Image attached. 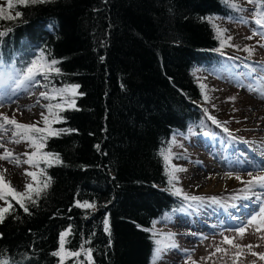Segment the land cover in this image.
Instances as JSON below:
<instances>
[{
    "label": "trees",
    "instance_id": "1",
    "mask_svg": "<svg viewBox=\"0 0 264 264\" xmlns=\"http://www.w3.org/2000/svg\"><path fill=\"white\" fill-rule=\"evenodd\" d=\"M11 10L4 14L13 19H0V67L22 73L43 53L60 69L43 78L47 89L79 87L74 108L58 109L63 120L52 125L69 131L42 150L61 163L35 168L39 180L51 178L49 187L27 213L7 197L14 211L0 222V259L59 264L52 253L70 227L65 248L84 244L94 264H153L155 241L165 238L157 228L190 201L172 194L164 156L172 166L184 158L173 152L182 139L206 133L195 71L224 81L255 70L221 48L213 27L245 23L247 8L231 0H52Z\"/></svg>",
    "mask_w": 264,
    "mask_h": 264
},
{
    "label": "rangeland",
    "instance_id": "2",
    "mask_svg": "<svg viewBox=\"0 0 264 264\" xmlns=\"http://www.w3.org/2000/svg\"><path fill=\"white\" fill-rule=\"evenodd\" d=\"M231 1L247 8L245 23L225 24L221 21L216 26L226 30L223 39L231 37L228 41L231 46H224L226 50L235 57H245L255 70L244 69L242 75L234 74L224 81L206 75L199 69L195 71L199 83L206 86L203 91L207 99L200 106L204 109L202 124L207 135L194 133L182 139L180 147L173 152L184 158L173 159L171 164L186 169L175 173L179 182L174 185L182 190L181 196L204 199L199 202L188 201L182 214L167 225H159L155 233L165 238L167 234H173L177 247L164 252L157 264H264V260L251 255V252H264V227L258 232L257 224L254 223L246 228L243 236L236 231L246 225L248 219L258 213L260 204L264 203V188L255 186L247 191L241 182L264 175V47L260 46L264 44V38L259 35L260 29L254 23L256 5L248 0ZM17 4V0H13V6ZM0 8H4L7 13L12 11L8 9V0H0ZM254 31L257 32L255 36ZM246 47L253 49L251 55L243 50ZM17 74L16 69L7 72L0 67V122L6 115L22 124L39 122L38 126L43 128L41 113L48 114L44 105L61 103L64 109L74 108L70 104L78 96V89L74 95L66 93L53 100H44L40 93L50 92L51 89H47L43 77H37L39 84L31 83L12 94V89L16 88L13 78ZM209 116L215 118L218 124L213 123ZM55 123H51L50 127ZM7 128L8 131L0 130V144L19 156L21 161L27 159L23 154L33 149L27 142H9L12 139L11 132L15 129L11 125ZM4 148H0V154ZM26 170L36 172L35 168L27 164L21 163L17 167L0 160V174L17 192L23 193L28 183L35 187L31 177L25 175ZM237 176L241 180H237ZM195 180L212 183L202 191ZM212 197L219 203H212ZM0 207H6L2 200ZM224 236L233 238L234 243L242 248L236 249L222 243ZM247 245L253 246L251 251L244 247ZM217 247L225 251L217 252ZM237 252L240 253L238 256Z\"/></svg>",
    "mask_w": 264,
    "mask_h": 264
},
{
    "label": "snow or ice",
    "instance_id": "3",
    "mask_svg": "<svg viewBox=\"0 0 264 264\" xmlns=\"http://www.w3.org/2000/svg\"><path fill=\"white\" fill-rule=\"evenodd\" d=\"M17 2L21 5L28 6V5H36V4H46L51 3L52 0H17ZM249 3H256L257 11L254 13V23L257 25V28L260 29L259 35L264 38V0H260V2H257V0H248ZM232 8H238L239 6L235 3H232L230 5ZM13 7V0H8V9H11ZM5 9L0 8V19H7L11 20L13 19L10 15H5ZM16 18H19L21 16V12L17 11L15 13ZM213 27L216 30L217 38L221 41V48L224 46H231L228 44V41L231 40V37H228L227 40L223 39L224 32L226 30L220 29L218 26L213 24ZM10 31V29L8 30ZM6 35L5 31H0V37H3ZM257 35V32H253V36ZM252 37H247V39H251ZM261 47H264V44L260 45ZM244 51L248 52L249 55L252 54L253 49L252 48H245ZM219 51V49L217 50ZM59 63L58 60L52 59L51 61H48L45 59L43 53L40 54L36 59L31 60L30 63L23 69L22 73H18L16 77L13 78V83L16 85L15 89H12V94H15V91L18 90L21 87L30 86L31 83L39 84L40 82L37 80L38 76H42L45 80H49L50 76L53 74L59 75L60 69L56 67V65ZM78 85L73 86H65L62 88H55L53 87L50 92L45 91L40 93V97L44 100H53L56 99L57 96H64L66 93H72L73 95L76 93V89L78 88ZM200 87L203 89L206 86L201 84ZM51 93V94H50ZM207 99V97H205ZM230 99L234 100V97H231ZM39 103V100L37 101ZM71 107H74V101L70 104ZM44 107L47 109V115L45 113H41V118L44 124V127L41 128L38 126L39 122L34 124H22L19 123L14 117L9 119L8 116L2 117V122H0V130L8 131L7 126L11 125L14 126V129L11 132L12 139L9 141L11 143H22L27 142L29 147L33 149V151L25 152L23 155L27 157V159H24L21 161L20 157L12 153L10 150L4 148L3 144H0V148H4V151L2 154H0V160L7 161L8 163L14 164L15 166L19 167L21 163L27 164L33 168H37L41 161L45 163L47 167H51L53 163H61L60 158L57 154L53 153H47L43 152L42 150L46 146V141L51 136H59L62 132H66L69 130H55L50 127L51 123L55 122H62L63 118L58 115V113L55 111V109H59L60 111H63L64 108L62 107L61 103H57L55 105H52L51 103L44 105ZM205 114L207 115V112L205 111ZM54 118V119H50ZM210 120H212L213 123L218 124V122L215 120V118L209 116ZM225 132H227V128L224 129ZM207 135V133H205ZM2 138V137H0ZM166 167H170V171L168 172L169 177V184L172 185V194L173 195H181L182 190L179 188H176L173 182L178 183L179 177L175 175L177 172L186 171V169L179 168L176 166H171L168 164V161L170 160V155L164 156ZM25 175L28 177H31L32 181L35 183V187L32 183L25 184V191L23 193L17 192L15 189L11 188L10 184H8L6 181H4L3 175L0 174V200L4 201L7 205L6 207H0V222H3L5 219L6 214H10L11 211H14L12 204L8 201L7 197L11 196L12 199L16 201V203L24 210V212H28V207L26 204L28 202L35 204L36 200L39 198V196L49 187L51 178L47 177L44 180H39L37 173L34 171H27L25 172ZM40 175L44 176L46 175L45 169L40 170ZM237 180H241V177L237 176L235 177ZM245 184V190L251 191L253 187L259 186L261 188H264V175L259 176H253L251 179L247 181H241ZM34 193V195H33ZM184 200H191L199 202L203 200L204 198L198 197V196H183ZM212 203H219V201L212 197L210 198ZM257 199H260V197H257ZM76 207L86 208V209H95V204H89L88 202L81 203L80 201L76 202ZM168 217L166 216L165 219ZM104 231L110 232L109 229V221L108 218H104ZM156 222H153V227L155 226ZM257 224V231L259 232L262 227H264V203H261L259 206L258 213L252 215L248 221L247 224L236 229L237 234L240 236H243L245 234L246 228L250 225ZM145 231H148V229H145ZM71 234V228L67 229L64 232L60 233V247L57 251L53 252L52 255L59 257V264H64L65 258H77V264H94V261L92 260V250L90 248H85L84 244L80 246V249L77 251H68L65 248L66 243V237ZM166 241V242H165ZM89 243V241H85V244ZM157 247L154 250V258H153V264H157V262L161 259L164 252H166L170 248H176L177 245L174 242L173 234L169 233L167 234V237L162 240H156L155 241ZM222 243H227L231 245L232 247L236 249H241L242 246L235 244L233 238H229L228 236H224ZM251 251L252 245L244 246ZM217 252L219 251H225L224 249H221L217 247ZM240 253L237 252L236 255L238 256ZM83 255L84 261H79V257ZM251 255L254 257H258L260 260H264V252H251ZM190 259V257H189ZM0 264H9L7 260L0 259ZM195 264V262H193Z\"/></svg>",
    "mask_w": 264,
    "mask_h": 264
},
{
    "label": "bare ground",
    "instance_id": "4",
    "mask_svg": "<svg viewBox=\"0 0 264 264\" xmlns=\"http://www.w3.org/2000/svg\"><path fill=\"white\" fill-rule=\"evenodd\" d=\"M195 181H196L195 184L198 187L202 188V191L208 189L209 185L212 183V181L210 183H208L207 181H202V180L201 181L195 180Z\"/></svg>",
    "mask_w": 264,
    "mask_h": 264
}]
</instances>
